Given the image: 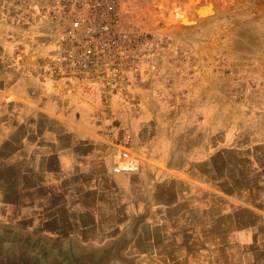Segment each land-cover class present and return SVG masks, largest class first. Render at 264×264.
<instances>
[{"label": "rangeland", "instance_id": "obj_1", "mask_svg": "<svg viewBox=\"0 0 264 264\" xmlns=\"http://www.w3.org/2000/svg\"><path fill=\"white\" fill-rule=\"evenodd\" d=\"M192 1L127 0V25L153 36L155 70L144 67L133 100L120 101L137 109L132 121L149 149L143 159L129 150L143 166L137 181L122 183L123 212L130 210L127 224L135 216L145 221L139 244L151 237V212L164 223L159 238L175 245L161 249L176 261L166 264H193L187 256L190 250L193 260L195 248L176 245L184 238L201 242L196 263L255 264L264 240V0H196V7L216 6L203 19L191 13ZM18 5L0 0V83L20 70L42 76L36 66L50 49V40L28 35L35 27L19 23ZM141 87H152L147 102L138 101ZM112 102L102 105L112 110ZM8 112L0 105V128L19 121ZM210 128L217 141L207 147ZM19 233L0 218V248L15 245ZM135 244L125 249V262L109 264H132L133 252L146 248Z\"/></svg>", "mask_w": 264, "mask_h": 264}, {"label": "crops", "instance_id": "obj_2", "mask_svg": "<svg viewBox=\"0 0 264 264\" xmlns=\"http://www.w3.org/2000/svg\"><path fill=\"white\" fill-rule=\"evenodd\" d=\"M21 71L0 83V105L9 109L5 116L13 120L15 110L19 118L11 128H4L3 120L0 128L4 136L0 137L2 226L20 232L18 243L24 241L58 256L67 255L73 247L79 251L104 248L135 229L129 246L136 243L135 247L146 248L133 252L132 264L176 262L162 252L161 247L175 244L159 238L157 231L164 223L153 220L154 212L145 219L151 237L142 239V244L137 236L145 221L140 224L135 216L127 224L130 210L123 212L127 205L121 187L137 181L138 173L112 172L111 155L116 148L130 150L142 159L148 156L149 149L140 143L144 138L132 121L138 116L137 109L117 98L112 102L114 109L108 110L95 87H62L49 78ZM151 88L141 87L138 101L147 102ZM204 135L205 146L216 144L212 128ZM124 228L128 233L117 235ZM257 243L261 254L255 264H264V240ZM176 245L195 248L193 260L188 251L189 263L202 264L195 260L201 257L196 253L201 245L196 238H184Z\"/></svg>", "mask_w": 264, "mask_h": 264}, {"label": "built area", "instance_id": "obj_3", "mask_svg": "<svg viewBox=\"0 0 264 264\" xmlns=\"http://www.w3.org/2000/svg\"><path fill=\"white\" fill-rule=\"evenodd\" d=\"M18 4L19 23L38 30L28 35L50 40L48 57L39 60L35 72L55 84L95 87L102 102L132 101L142 69L155 70L153 36L127 25V0H18ZM141 168V158L127 149L112 156L114 174H137Z\"/></svg>", "mask_w": 264, "mask_h": 264}, {"label": "water", "instance_id": "obj_4", "mask_svg": "<svg viewBox=\"0 0 264 264\" xmlns=\"http://www.w3.org/2000/svg\"><path fill=\"white\" fill-rule=\"evenodd\" d=\"M206 4L193 8L196 18L203 19L215 15V4L208 2L211 9H207ZM194 20L197 23L195 18ZM135 235L136 231L132 229L128 235L104 248L90 247L79 251L73 247L65 256L48 255L41 247H33L24 241L17 242L10 247L0 248V264H109L115 259L125 262L123 254L127 246L133 242Z\"/></svg>", "mask_w": 264, "mask_h": 264}, {"label": "bare ground", "instance_id": "obj_5", "mask_svg": "<svg viewBox=\"0 0 264 264\" xmlns=\"http://www.w3.org/2000/svg\"><path fill=\"white\" fill-rule=\"evenodd\" d=\"M198 4H199L198 1L193 0L192 3L190 4V6H195V7H196ZM188 5H189V4H188ZM206 8H207V9H211L212 7L209 6V5H207ZM177 12H178V11H177ZM191 13L194 14L192 10H191ZM187 21H188V20H187ZM183 23H184V22H183Z\"/></svg>", "mask_w": 264, "mask_h": 264}]
</instances>
